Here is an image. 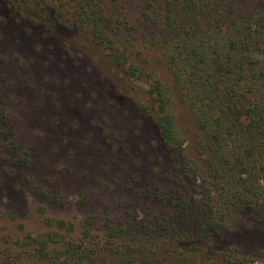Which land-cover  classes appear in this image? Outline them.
Returning <instances> with one entry per match:
<instances>
[{"label": "rangeland", "instance_id": "rangeland-1", "mask_svg": "<svg viewBox=\"0 0 264 264\" xmlns=\"http://www.w3.org/2000/svg\"><path fill=\"white\" fill-rule=\"evenodd\" d=\"M229 1L237 11L264 16V0ZM78 3L110 12L128 0H0V264H83L62 254L70 241L92 251L97 264H234L216 248L198 251L166 240L156 250L137 251L136 231L110 236L177 209L149 199L147 191L179 189L188 200L199 181L192 182L193 172L183 177L182 165L165 150L151 101L137 91L148 84L133 90L107 53L71 27ZM143 52L150 70L170 85L167 68ZM175 122L186 156L196 160L192 118L180 108ZM226 226L221 247L245 264H264V235ZM47 234L60 238L48 259L15 244ZM110 243L117 252L99 251Z\"/></svg>", "mask_w": 264, "mask_h": 264}, {"label": "trees", "instance_id": "trees-1", "mask_svg": "<svg viewBox=\"0 0 264 264\" xmlns=\"http://www.w3.org/2000/svg\"><path fill=\"white\" fill-rule=\"evenodd\" d=\"M34 1L39 5L43 0ZM133 1L116 3L110 12L108 7L85 9L78 3L70 25L85 31L107 53L131 88L148 84L137 91L151 101L165 150L182 165L183 177L193 172L192 182L196 177L199 183L188 200L179 189L147 191L149 199L174 202L177 209L157 221L110 230V236L134 230L132 238L140 239L137 251L156 250L169 240L184 247L195 244L198 251L216 248L220 259L245 264L221 247L219 236L226 223L264 235V16L237 11L229 0ZM143 50L167 68L170 85L150 70L152 61ZM180 108L189 113L198 133L196 160L186 156L185 139L176 126ZM59 242L47 234L26 235L15 244L48 259L50 244ZM106 249L117 252L118 246L110 243L99 251ZM62 254L76 263L97 264L83 244L70 241Z\"/></svg>", "mask_w": 264, "mask_h": 264}]
</instances>
